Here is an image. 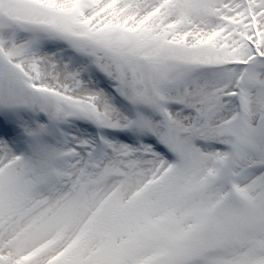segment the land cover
Returning a JSON list of instances; mask_svg holds the SVG:
<instances>
[{
  "label": "snow or ice",
  "instance_id": "1",
  "mask_svg": "<svg viewBox=\"0 0 264 264\" xmlns=\"http://www.w3.org/2000/svg\"><path fill=\"white\" fill-rule=\"evenodd\" d=\"M0 264H264V0H0Z\"/></svg>",
  "mask_w": 264,
  "mask_h": 264
}]
</instances>
